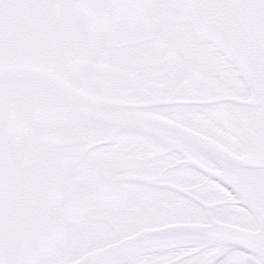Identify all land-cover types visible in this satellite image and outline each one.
Instances as JSON below:
<instances>
[{
  "label": "snow or ice",
  "instance_id": "1",
  "mask_svg": "<svg viewBox=\"0 0 264 264\" xmlns=\"http://www.w3.org/2000/svg\"><path fill=\"white\" fill-rule=\"evenodd\" d=\"M0 264H264V0H0Z\"/></svg>",
  "mask_w": 264,
  "mask_h": 264
}]
</instances>
